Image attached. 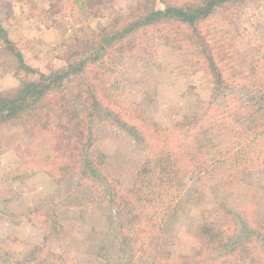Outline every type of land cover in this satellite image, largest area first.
I'll return each mask as SVG.
<instances>
[{
	"label": "rangeland",
	"instance_id": "374dc122",
	"mask_svg": "<svg viewBox=\"0 0 264 264\" xmlns=\"http://www.w3.org/2000/svg\"><path fill=\"white\" fill-rule=\"evenodd\" d=\"M139 1L116 0L101 12L82 14L70 8L54 13L46 0H0V28L10 42L0 31V98L15 95L24 82L38 77L19 67L17 52L37 73L51 74L75 60V50L83 55L102 28L114 25L118 15H129ZM206 32L228 79L229 103L244 106L246 119L258 117L264 102V0H245L221 13ZM106 62L92 76L102 74L105 104L132 124L152 123L165 133L178 122L204 118L227 104L226 95L213 101L204 59L182 33L142 34L121 42ZM95 147L119 198L134 201L148 159L141 143L109 121L99 127ZM253 148L262 155L242 175L247 183L264 186V137ZM53 152L47 136H33L21 121H0V242L22 259L33 247H44L68 264H112L114 193L78 181L53 159ZM198 188L191 184L167 199L163 208L169 218L159 248L147 251L137 264H183L209 251L212 257L222 253L209 248L213 220L207 212L218 201L246 205L248 195L215 180L201 193ZM258 212L264 216V207Z\"/></svg>",
	"mask_w": 264,
	"mask_h": 264
},
{
	"label": "trees",
	"instance_id": "16d2710c",
	"mask_svg": "<svg viewBox=\"0 0 264 264\" xmlns=\"http://www.w3.org/2000/svg\"><path fill=\"white\" fill-rule=\"evenodd\" d=\"M116 0H46L54 13L67 8L85 13ZM245 0H140L127 16L115 17V24L102 28L96 42L83 55L75 50L62 69L39 74L28 67L17 52L19 67L38 76L23 83L17 93L0 98V121H21L35 137L47 136L53 146V159L64 163L80 182L105 186L115 203L117 218L111 228L116 234L112 264H137L150 249H158L169 213L163 208L169 197L189 185L201 193L208 181L225 182L228 189L245 191L246 205L235 207L218 201L207 212L213 220L207 233L210 250L222 251L212 257L209 251L183 264H264V186L244 181L243 172L252 168L255 151L264 137V102L255 118H244L242 105L231 104L228 79L216 57L206 26L213 18ZM4 42L9 44L2 28ZM182 33L193 52L203 57L212 77V99L227 96L224 108L204 118L178 122L167 132L152 123L132 124L121 112L105 104L102 74L114 47L142 34ZM86 53V54H84ZM231 102V103H229ZM112 121L136 138L148 153L141 169L142 184L134 201L119 198L103 169V159L95 147L99 127ZM260 154V155H259ZM264 155V153H263ZM79 182V183H80ZM0 247V264H68L62 255L33 247L22 259L9 248ZM162 252L159 253L162 256Z\"/></svg>",
	"mask_w": 264,
	"mask_h": 264
}]
</instances>
